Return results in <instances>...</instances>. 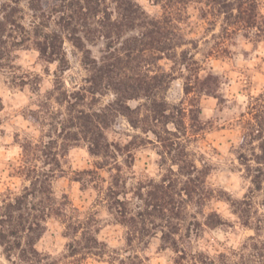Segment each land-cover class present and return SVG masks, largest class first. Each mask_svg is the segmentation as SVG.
I'll use <instances>...</instances> for the list:
<instances>
[{
	"label": "trees",
	"instance_id": "trees-1",
	"mask_svg": "<svg viewBox=\"0 0 264 264\" xmlns=\"http://www.w3.org/2000/svg\"><path fill=\"white\" fill-rule=\"evenodd\" d=\"M27 1L32 17L28 23L19 14L23 11L21 0L1 1L0 53L11 46L32 48L41 59L58 62L59 70L53 90L30 111L31 120L45 131L40 139L28 137L20 145L16 175L25 181L23 189L0 197V243L8 260L12 264L46 260L37 242L47 221L55 217L73 236L71 252L79 256L75 264H84L90 255L107 256L109 264H146L145 258L130 248L136 242L147 245L158 235L162 246L178 255L177 264H264L260 219L252 227L256 234L237 250L213 255L192 245L206 226L213 228L224 222L217 211H205L216 191L207 181L209 163L201 160L199 165L188 149L191 135L185 120L191 117L192 109L184 106L185 101L172 105L167 92L178 77L184 79L186 96L209 92L210 84L219 87L220 82L213 67L204 75L207 67L200 64L192 49L183 48L189 41L172 11V4L179 0H165L162 16H152L137 0ZM190 2L202 3V18L213 14L211 23L215 26L217 16L223 17L218 52L227 51L231 36L239 32L247 38L264 37L258 0ZM66 42L82 53L86 71L81 82L72 80V87L62 79L70 68ZM193 45L198 48L197 43ZM163 60L172 63L169 69L160 63ZM34 92L40 95L39 87ZM110 93L113 100L103 103V97ZM142 99L135 107L130 104ZM119 116L147 137L135 135L127 143L111 141L107 131ZM243 116H247L244 144L249 153H242L241 160L252 189L264 194V91L247 101ZM150 136L161 145L162 156L171 161L160 179L128 171L137 138L145 144L153 142ZM80 142L100 158L98 168L108 169L109 184L99 201L125 228L128 247L120 249L124 254L119 249L108 251V244L100 240L98 210L84 215L79 207L59 200L53 190L54 180L63 172L61 157ZM193 206L201 208L204 220L192 211Z\"/></svg>",
	"mask_w": 264,
	"mask_h": 264
},
{
	"label": "rangeland",
	"instance_id": "rangeland-1",
	"mask_svg": "<svg viewBox=\"0 0 264 264\" xmlns=\"http://www.w3.org/2000/svg\"><path fill=\"white\" fill-rule=\"evenodd\" d=\"M2 0H0L1 3ZM152 16H162L165 0H137ZM258 11L264 16V0H258ZM23 22L28 23L30 15L29 3L21 0ZM202 3L188 0L175 1L172 11L175 22L182 35L189 41L183 48H190L201 65L207 67L204 75L213 67L214 77L219 79V87L213 82L209 92L195 91L186 96L183 88L184 79L176 78L168 92L167 98L172 105H180L192 109L186 117L190 128V140L187 142L192 157L201 165L205 160L210 165L207 177L209 185L215 189L214 198L205 207V211H217L223 224L205 227L201 236L194 240V249H203L213 255L221 252L237 250L256 232L252 228L262 220L260 239L264 242V208L262 191L253 190L246 167L242 163L241 154L249 153L244 144L247 116H243L247 101L264 91V37L243 36L239 32L231 36L228 50L220 51L222 41V16H217V25H213V14L209 19L201 16ZM1 17V11H0ZM193 42L198 48H193ZM70 68L62 75L67 86L72 87V80L81 79L86 75L81 58L82 53L69 42L65 43ZM97 52V49H95ZM167 69L171 62H160ZM59 63L41 59L32 48L11 46L0 53V197H7L10 192L22 191L25 181L16 175L21 143L28 137L40 139L44 131L41 126L31 120V109L36 103L53 90ZM179 76V75H178ZM39 87L40 95L34 92ZM209 87V86H208ZM112 93L103 97L102 102L112 101ZM192 101L190 102V100ZM144 100L131 101L135 107ZM191 103L193 105H191ZM180 123V122H178ZM173 123H169L173 127ZM195 133V134H191ZM111 141L127 143L135 135L147 137L136 130L124 116H119L108 129ZM153 142L143 144L137 138V146L133 148L134 160L128 171L138 177L160 179L166 172L171 161L162 156V147L154 136ZM246 147V148H245ZM126 157H121L124 161ZM99 157L90 153L84 142L72 145L61 157L63 172L54 180L53 190L59 200L79 207L84 215L98 210L101 219L99 238L108 244V251L119 249L124 254L128 246L125 242V228L117 223L114 214L99 199L101 191L109 184L107 168H98ZM132 161V160H131ZM131 183L135 180L131 179ZM192 211L204 220L201 208L193 206ZM250 221V225L244 224ZM73 236L69 234L65 224L59 218H50L46 230L37 242V248L47 258L41 264H75L79 256H73L70 244ZM134 252L145 258L146 264H177L178 255L172 248L162 246L160 235L151 237L150 242H136L131 247ZM90 255L83 260L84 264H109L105 260ZM104 260V261H103ZM0 264H12L5 255L0 243Z\"/></svg>",
	"mask_w": 264,
	"mask_h": 264
}]
</instances>
